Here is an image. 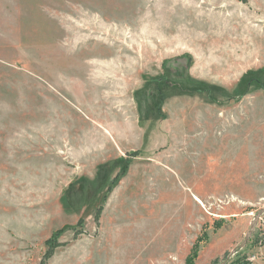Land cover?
Returning a JSON list of instances; mask_svg holds the SVG:
<instances>
[{
  "label": "rangeland",
  "instance_id": "1",
  "mask_svg": "<svg viewBox=\"0 0 264 264\" xmlns=\"http://www.w3.org/2000/svg\"><path fill=\"white\" fill-rule=\"evenodd\" d=\"M263 71L264 0H0V264H264Z\"/></svg>",
  "mask_w": 264,
  "mask_h": 264
},
{
  "label": "trees",
  "instance_id": "2",
  "mask_svg": "<svg viewBox=\"0 0 264 264\" xmlns=\"http://www.w3.org/2000/svg\"><path fill=\"white\" fill-rule=\"evenodd\" d=\"M264 72V71H263ZM246 81V79H245ZM245 85V90L243 92V95L247 93V91L250 89V87H252L253 84H255L258 88L264 89V83L261 82V80H259L258 78H250L248 79ZM197 85V84H196ZM202 86V85H201ZM201 86H199V88L201 89ZM203 87V86H202ZM208 90V89H207ZM206 89L202 90V91H207ZM201 90H197L196 92H200ZM207 95H209L210 97V93H208Z\"/></svg>",
  "mask_w": 264,
  "mask_h": 264
},
{
  "label": "water",
  "instance_id": "3",
  "mask_svg": "<svg viewBox=\"0 0 264 264\" xmlns=\"http://www.w3.org/2000/svg\"><path fill=\"white\" fill-rule=\"evenodd\" d=\"M261 214H264V209L260 210V212L257 214V216L254 218V220L252 221L251 225H250V229L248 231V233L246 234L245 236V240L244 242L238 247L239 249H242L246 243L248 242V240L250 239L251 237V234L253 232V229H254V225L256 224V221L259 219L260 215ZM236 253V250H233L231 253H230V256L234 255ZM229 256V257H230Z\"/></svg>",
  "mask_w": 264,
  "mask_h": 264
},
{
  "label": "bare ground",
  "instance_id": "4",
  "mask_svg": "<svg viewBox=\"0 0 264 264\" xmlns=\"http://www.w3.org/2000/svg\"><path fill=\"white\" fill-rule=\"evenodd\" d=\"M200 202V201H199Z\"/></svg>",
  "mask_w": 264,
  "mask_h": 264
}]
</instances>
